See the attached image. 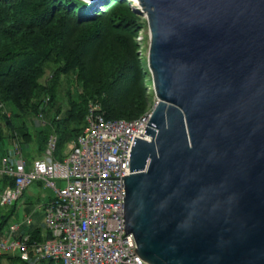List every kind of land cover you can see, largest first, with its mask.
<instances>
[{"label":"water","instance_id":"water-1","mask_svg":"<svg viewBox=\"0 0 264 264\" xmlns=\"http://www.w3.org/2000/svg\"><path fill=\"white\" fill-rule=\"evenodd\" d=\"M156 102L125 176L151 264H264V0H134Z\"/></svg>","mask_w":264,"mask_h":264},{"label":"trees","instance_id":"trees-1","mask_svg":"<svg viewBox=\"0 0 264 264\" xmlns=\"http://www.w3.org/2000/svg\"><path fill=\"white\" fill-rule=\"evenodd\" d=\"M144 23L131 0H0V140L34 144L32 155L40 156L50 134L58 136L57 149L81 133L91 101L107 119L149 111L156 99L136 40ZM40 114L46 125L35 128L31 120ZM0 180L1 189L15 183Z\"/></svg>","mask_w":264,"mask_h":264},{"label":"built area","instance_id":"built-area-1","mask_svg":"<svg viewBox=\"0 0 264 264\" xmlns=\"http://www.w3.org/2000/svg\"><path fill=\"white\" fill-rule=\"evenodd\" d=\"M151 112L136 119H107L100 103L91 101L86 124L69 142L64 159L55 157V133L48 137L43 153L32 160L15 140L12 152L0 164V178L7 175L15 183L0 188V204L13 205L35 182L52 188L56 195L43 208L44 237L15 235L31 220L27 215L0 240V258L12 254L32 264H151L137 254L133 233L123 236L130 152L135 137L151 139L145 133ZM57 180L64 183L62 187Z\"/></svg>","mask_w":264,"mask_h":264},{"label":"rangeland","instance_id":"rangeland-1","mask_svg":"<svg viewBox=\"0 0 264 264\" xmlns=\"http://www.w3.org/2000/svg\"><path fill=\"white\" fill-rule=\"evenodd\" d=\"M87 1H95V0H87ZM131 1H132V3H134V4H132L134 9L137 6L141 9V7L138 4V1H136V2L134 0H131ZM137 10L140 11L139 9H137ZM141 14L145 18V20H147L146 12H141ZM136 40H137L138 46H139L138 47V53L143 58V59H141V61L143 60L147 66V68H145V70L147 71V73H145V75H146L145 80H146V83L148 84L147 85L148 86L147 87L148 88V94L152 98L156 99L155 93H154L153 81H152V74L150 72L149 65H148V52H149V46H150L148 22L144 23V27H142L140 29V31L136 37ZM51 73H52L51 70L48 69L46 75L42 78V81H45V78L50 76ZM72 84H73V82H72ZM155 102H156V100H155ZM46 119L47 118L45 116H43L42 118L40 116H37V117L34 116L31 120V122L35 128H44L46 125V123H45ZM43 121L45 124L43 123ZM85 124H86V121L83 123L82 126L84 127ZM76 138H77V136H74L71 140L76 139ZM69 142L63 144L62 146L59 143L58 148L55 151V155H56V153L59 152V153L63 154L61 159H64L65 158V151L68 150V148H69L68 147ZM13 143L14 142L11 139L9 140L8 138H4L3 140H0V164L3 160L2 157H8L9 153L12 152ZM22 146H23L24 156L29 160L34 159L35 155L34 156L32 155L34 144H31V145H29V147H26V144L24 143ZM35 147L37 148V144ZM27 153H29L30 155H27ZM0 182H1V180H0ZM57 184H58V187H62L64 183L61 180H57ZM0 188H1V183H0ZM55 195H56V192L52 188L45 187L43 183L39 184V182H35L25 189L23 195L20 197V199L18 201H16L14 203V205L3 206L0 204V221H3V219H4L3 215H8V220H7L6 224L4 225V227L0 233V240H1V237L3 236V234H6L7 231H9V228H10L9 226H11L15 221L24 218L26 213H28L29 214L28 216H30V217L33 214V218H32L33 223L31 224L33 226V228L39 229L41 232H44L45 231V229H44L45 216L43 217V215H44L43 214L44 213L43 212V206L45 205V203L47 201H49L50 198L55 197ZM25 206L28 207V210H26L27 212H25V210H24ZM20 221L21 220H19V222ZM5 236H7V235H5ZM17 259H19L21 261H25L20 256H17ZM0 264H17V261H16V259H9L7 256L3 255L0 258Z\"/></svg>","mask_w":264,"mask_h":264},{"label":"crops","instance_id":"crops-1","mask_svg":"<svg viewBox=\"0 0 264 264\" xmlns=\"http://www.w3.org/2000/svg\"><path fill=\"white\" fill-rule=\"evenodd\" d=\"M46 122V121H45ZM45 124V123H44ZM26 144V147H29V145H31V144H28V143H25ZM4 156V155H3ZM37 156H39V155H36L35 157H37ZM2 158H4V157H2ZM39 184H41V183H39ZM51 199V198H50ZM48 202V201H47ZM43 208H44V206H43ZM24 210H25V212H27L26 210H28V207H24ZM43 212H44V209H43ZM44 215H43V217L45 216V212L43 213ZM3 215V214H2ZM1 215V216H2ZM27 215H29L28 213H26V215L24 216V218H22V219H19V220H21L20 222H22V221H24V219L26 218V216ZM31 215V214H30ZM33 214H32V216H31V220L29 221V222H26L25 224H23L22 225V227H21V229H20V232L18 233V234H15L16 236L17 235H19V234H22V233H30L31 234V232L33 231V230H35V228H33V226L31 225L32 223H33ZM19 220H17V221H15L14 223H17V222H19ZM13 223V224H14ZM10 227V226H9ZM31 230V231H30ZM8 234V231H7V233L6 234H3V236L1 237V240L2 239H4L6 236L5 235H7ZM40 234H41V236L42 237H44V235H45V233L44 232H40ZM8 255V254H7ZM7 255H4V256H7ZM10 255H12V254H10ZM30 264H32V263H30ZM38 264H44V262H39Z\"/></svg>","mask_w":264,"mask_h":264}]
</instances>
